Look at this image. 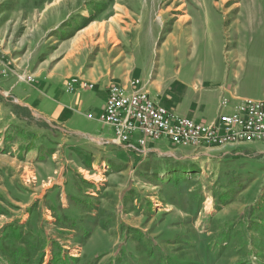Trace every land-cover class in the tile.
<instances>
[{"label": "rangeland", "instance_id": "374dc122", "mask_svg": "<svg viewBox=\"0 0 264 264\" xmlns=\"http://www.w3.org/2000/svg\"><path fill=\"white\" fill-rule=\"evenodd\" d=\"M54 1L0 0V46L46 56L60 52L80 28L90 25L81 36L94 41L117 24L141 50L151 47L155 63L166 54L172 65L207 71L212 82L224 74L240 96L264 100V0H57L50 9ZM40 33L45 38L34 39ZM75 120L81 129L97 124ZM20 129L13 125L12 140ZM229 146L179 152L193 159L197 172L172 178V185L141 170L134 177L125 167L124 174L83 171L85 163L76 159L67 164L75 173L64 184L65 200L46 199L45 184L56 176L52 162L31 165L0 156V237L6 230L2 239L10 247L21 233V242L38 241L27 264H264V155L236 156ZM236 149L260 151L264 142ZM73 195L90 211L83 206L70 216L59 213L73 204Z\"/></svg>", "mask_w": 264, "mask_h": 264}, {"label": "crops", "instance_id": "0c3cea01", "mask_svg": "<svg viewBox=\"0 0 264 264\" xmlns=\"http://www.w3.org/2000/svg\"><path fill=\"white\" fill-rule=\"evenodd\" d=\"M56 1L49 6L50 9L59 6ZM89 11H83V14L88 13L84 16L89 17ZM66 18L68 16L58 23ZM186 18L179 22L189 20L190 16ZM88 26L78 29L79 36L73 37L68 44L66 41L62 43L60 52L46 56L32 55L31 50L12 53L11 47H3L2 43L0 46V152H4L0 156L8 155L12 160L19 157L28 160L25 163L31 165L52 162L56 176L45 184L49 188L45 193L47 200L52 195H57L60 200L66 199L63 194L69 183L67 179L75 173V170L66 168L76 159L85 163L83 171L98 170L106 174L112 170L124 174L123 169L126 168L131 170V175L134 173V177L135 172L141 170L142 176L152 179L150 176L155 175L156 162L160 158L187 159L188 156H179L178 153L186 149L197 150L174 147L165 139L149 141L141 147L137 143L138 134L129 143L117 141L113 127L100 120L112 85H127L133 79H140L155 101L181 116L206 124L214 123L220 115L231 112L237 100L249 98L240 96L239 87L231 84L229 76L224 74L219 73L220 80L212 82L207 71L176 63L172 65L167 61L166 54L155 63L151 47L141 50L139 40L133 37L134 40L130 33L125 32L124 26L119 30L116 24L115 30L111 25L107 33L94 41L91 37L88 40L87 35L81 36L87 33L82 30ZM59 27L57 24L46 33ZM110 31L114 34L111 35ZM44 38V34L40 33L34 39ZM49 39L54 40V36ZM141 56L146 58L141 59ZM9 62L10 69L7 75H3V69ZM20 74L33 75L35 81L21 80L18 78ZM71 77H80L94 87L68 93L66 83ZM223 97L230 100L228 107L221 106ZM76 116L96 121L100 127L87 124V128L81 129L75 125ZM38 119L47 127L36 124L34 120ZM13 125H22L23 128L15 140L11 139ZM28 130L36 134L32 143L26 135ZM241 145H230L232 151L228 152L251 158L264 155L263 149L238 151L236 147ZM60 153L71 160H64ZM63 206V211L71 208L68 203Z\"/></svg>", "mask_w": 264, "mask_h": 264}, {"label": "built area", "instance_id": "2783aa9c", "mask_svg": "<svg viewBox=\"0 0 264 264\" xmlns=\"http://www.w3.org/2000/svg\"><path fill=\"white\" fill-rule=\"evenodd\" d=\"M10 63L3 69V74H7ZM18 78L29 83L35 81L33 75L20 74ZM93 87L80 77H71L66 83L68 93ZM229 104L230 100L223 97L221 106L228 107ZM100 120L113 127L119 142L129 143L138 134L137 143L141 147L149 141L164 139L174 147L193 149L264 142V100L239 99L231 112L206 124L181 116L155 101L140 79L110 87Z\"/></svg>", "mask_w": 264, "mask_h": 264}, {"label": "trees", "instance_id": "16d2710c", "mask_svg": "<svg viewBox=\"0 0 264 264\" xmlns=\"http://www.w3.org/2000/svg\"><path fill=\"white\" fill-rule=\"evenodd\" d=\"M43 123L44 124H42V126L46 128L47 127L46 123L45 122ZM30 135L32 136V139H34L36 136L35 133H31V131L28 130L27 137H29ZM44 136L46 138L48 137L46 135ZM25 139L27 138L25 137ZM192 161L193 159L191 160L190 158L180 160V159H174L170 157H162L156 162V169L154 170V174H155L154 177L155 178L158 177L160 181L162 180L163 181L162 184L168 183L169 185H172L173 184L172 178H176L175 179L176 181L178 180V178L180 179L181 176L183 178L187 176L188 174L197 172L195 171L196 167L195 165H193ZM79 188L82 189V186H80ZM72 203L73 204H71V207H74V208H70L67 211L66 210L63 211L61 209L59 210L57 208L58 212L59 213L62 212V214H64L65 216H68V215L70 216L73 211H76V212L83 211L84 210L83 206L86 210H88L87 205L89 203H87L86 200L85 201L82 200V198L78 197L77 195L72 196ZM32 212H34V210ZM67 221L72 224L77 223V222H74V220L71 218L70 219L67 218ZM75 226L79 228L80 232L81 231L84 232L86 230V228H83L80 226V223L76 224ZM87 230L88 232H86L83 235L87 236L89 233H91V231H89L90 229H87ZM5 231L6 230L3 231L2 236L0 237V264H27V257L29 256L31 252V251L29 252V248L34 245L37 247L36 242L38 241H34L29 238V239H23L24 242H21L22 240H19V238L21 239V237H23L25 234L18 233L19 238L15 239V242H14L15 245H13L12 243V247H10V245H6L5 239H2L4 237ZM40 260L38 261V264L41 263Z\"/></svg>", "mask_w": 264, "mask_h": 264}]
</instances>
